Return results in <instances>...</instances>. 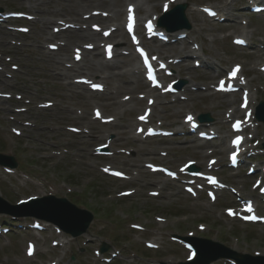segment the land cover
<instances>
[{
	"label": "rangeland",
	"instance_id": "rangeland-1",
	"mask_svg": "<svg viewBox=\"0 0 264 264\" xmlns=\"http://www.w3.org/2000/svg\"><path fill=\"white\" fill-rule=\"evenodd\" d=\"M64 1L0 0L1 13L13 12L23 16L21 20H30L18 24L3 22L0 26V46L6 49L4 55L0 51V154L13 157L18 164L11 174L0 169V197L9 205H15L18 200L37 197L65 199L78 209L91 213L93 221L86 234L72 239L39 219L15 221L9 216L1 215L0 227L9 228V233L0 236V264H184L190 251L176 240L177 237L206 239L238 254L264 257V226L251 225L242 220L245 204L240 210L228 209L231 201L236 203L241 197L252 200L258 196L264 197V192L260 191L264 189V180L257 191H252L255 177L246 176L247 167L243 171L228 170V154L220 148L217 140L209 141V147L198 150L192 148L194 136L181 131L183 119L185 122L191 116L208 114L212 119L210 134L225 139L227 146L232 122L239 120L247 126L245 132L238 134L244 141L243 148L262 152L264 125L256 123L252 115L242 117L243 112L236 113L235 110L241 108L249 113L251 108L254 109L259 102L264 101V50H259L262 57L255 60L251 55H244L249 52L235 48L234 43L239 37H249L251 44L262 48L264 14L255 16L246 10L240 11L245 0H178L176 3L174 0H123L116 9L95 6L96 14L104 9L114 12L119 10L121 17L118 23L125 25L123 12L126 5L142 21L149 14L161 15L160 6L163 8L168 4L172 9L179 3L190 4L186 16L191 28L184 31L190 42L184 41L185 46L183 42L160 45L162 56L166 55L167 59L174 60L170 63V69L174 71L171 79L186 82L177 97L179 100L171 96L156 98L154 93L155 99L140 101L139 98L144 97L140 89L133 95L124 93L131 99L121 104L122 98L113 102L104 97L106 93L100 96L90 93L87 86L74 84L90 79L89 71L84 67L86 61L93 59L110 65L103 59L102 48L96 54V50L91 47L90 54L82 62L75 64V68L82 67L83 70L75 72L67 68L72 65L74 46L69 47L67 53L62 52V47L58 51L50 50L55 44L65 42L63 36L68 31L61 32L58 38L46 42L54 31L62 30L66 24L76 26V32H87L86 22H76L71 17L56 18L55 20L61 19L67 23L52 24L45 28L48 35H44V39L39 35L44 31L43 23L50 19L46 11L63 5ZM118 1L120 0H115ZM155 5L159 7L152 11ZM201 5L224 8L223 12L232 15L235 22H238L236 26L243 30L233 33L227 28L231 22L218 24L206 19L197 8ZM81 16L84 20L85 15L80 14V18ZM240 21L246 22L247 26L241 25ZM107 26L110 27L106 31H100V28L106 26L101 22L97 23V32L99 31L98 35L105 45L116 41L122 43L121 47L111 46L116 55L110 63L117 64L120 68L100 72L102 75L90 82H99L98 78L109 75L120 76V79L114 78L115 84L127 82L129 77H135L130 66L138 67V57L135 58L132 54L120 55L130 53L131 47L125 43L128 39H124L122 31L121 35L113 38L116 34L111 32L115 27L111 24ZM137 29L143 33V28L139 26ZM29 30L31 38L24 39L26 36L23 34ZM96 44L98 45L97 42ZM148 46L153 50L158 45ZM196 46L199 47L198 55L203 53L204 59L221 67L223 74H219V78L223 75L221 78L225 80V71L241 70V79L248 85L251 93V104L243 95L239 101V94H231L225 99L231 101L235 97L236 105L225 106L221 99L223 97L215 94L213 89L214 86L218 89L222 86V79L214 76L217 74H212L210 81L205 82L200 72L204 70L195 71L191 59L178 62V59ZM259 47L257 48L261 49ZM137 48L144 49L141 46ZM24 49L26 52L22 53ZM56 58L63 62L52 69L50 65ZM186 70L192 71L190 76L183 75ZM207 86H211L213 90ZM186 87L195 88L196 91L191 88L185 90ZM142 114L154 117V122L150 125L143 124L147 130L156 129L168 135L158 140L141 138L135 128L139 125ZM93 115L110 118L113 122L104 125L101 121H94L96 118ZM159 126L162 128L158 129ZM71 129L90 134L82 144L85 152L72 148V137L76 135L70 132ZM148 132L144 131L143 134L147 135ZM83 136L86 137L84 134L78 137ZM197 144L201 145L203 142L198 141ZM212 147L213 150L224 152L206 157ZM98 149H106L108 154H96ZM140 150L144 152L141 153ZM110 154L112 157H109ZM263 162L264 155L259 163L260 169H264ZM189 163L198 168L197 175H203L205 180H198L187 174L185 168ZM212 163L217 164L207 170L205 164ZM103 168L111 169L115 178L104 174ZM161 169L169 172L174 180L165 177L163 173L137 175L141 171L151 170L160 173L157 171ZM225 170L228 174L223 173ZM207 177H217L221 186L226 188L214 200H210L208 191L205 194L191 191L194 185L201 187L200 183H208ZM181 180L194 185L184 186ZM131 181L136 183V187L131 185ZM155 183H166L167 186H176L178 189L160 191L170 196L162 203V196L156 199L147 194L148 187L156 192ZM182 186L188 187L186 191L191 193L187 194ZM132 192L134 193L131 194ZM128 193L130 194L125 197ZM233 213L237 218L232 219ZM29 225L31 229L28 228ZM35 225L36 228L43 226L45 229L38 231ZM104 244L107 251L100 254V247ZM33 247L37 250L35 255L28 256V250ZM212 264L229 263L219 260Z\"/></svg>",
	"mask_w": 264,
	"mask_h": 264
},
{
	"label": "bare ground",
	"instance_id": "bare-ground-1",
	"mask_svg": "<svg viewBox=\"0 0 264 264\" xmlns=\"http://www.w3.org/2000/svg\"><path fill=\"white\" fill-rule=\"evenodd\" d=\"M255 1H257V3H258L259 0H255ZM121 2H123V0H120L118 2H115V0H65L63 5H58L55 9H53V10L51 9V11H46L48 13L50 19H48L47 21H45L43 23L44 25H43L42 30H44V31H42L43 32L42 34L40 32L39 35L42 36V38L44 39V35H48L46 33L45 28H47L48 26H50L52 24L55 25L57 22H63V20H61L62 18H66V17L70 18L71 17V19L73 21H82V16L80 18V14L81 15H90L91 20L99 21L103 25H106V26L108 24L114 25L115 23L120 21L121 14H120L119 10L117 12H114L113 10H111V11H108V10H110L111 7H113L114 9L119 8ZM260 2H264V0H260ZM95 6H97V7L101 6V7L108 9V10L104 9V11L101 12L100 14L104 15V14L109 13L110 15L108 14L107 18H105V19L98 18V14H95V12H94V11H97ZM158 7L159 6H156V5L153 6L152 11H155L156 8H158ZM167 9H168V7L166 8V10ZM106 11H108V12H106ZM227 17L230 18V16H227ZM56 18H61V19L55 20ZM220 28L222 29L223 27H220ZM227 28H228V30L233 31L234 33L238 32V31H242V28L236 27L233 24H230L229 26H227ZM88 32L89 31H87V32H76V31H69L68 30V33L65 36H63V38H65V42L63 43V45L58 44L57 47L60 45V47L64 48L62 50V52L67 53V50H70V49H68L69 47L72 48L73 46H75V48L79 49L78 54L80 55V58H82L81 59V62H82L85 59V57L87 56V54H90V52H91V51L89 52V49H87L88 45H93V47L96 48L95 49L96 54H98L97 49H99L100 46L95 45L94 43L95 42H100V43L102 42L101 41L102 39L99 38L98 34L88 33ZM115 34L116 35L113 38L121 35V29L117 28ZM30 35H31V32H28L27 34H25L26 37H24V39H27V38L30 39L31 38ZM53 35H55V36H53ZM40 36H38V37L40 38ZM59 36H60V32H58L56 34H52L49 36L50 39H46L47 40L46 42H48V41L51 42V41L55 40L56 38H58ZM180 40H185V39H180ZM81 41H86V42L82 43ZM175 43L179 44V43H182V41H176ZM182 44H184V43H182ZM250 46L252 48L255 45L251 44ZM170 49H172V48H170ZM58 50L59 49H57V51ZM0 51L2 52L1 54H3V55L6 53V49L3 48V46H0ZM25 52H26L25 49L22 50V53H25ZM244 55L249 57V55H251V54L245 53ZM251 56L255 60L260 59L262 57V55H260V53H252ZM187 57H189V56H186V58ZM62 62H63L62 59L56 58V59L52 60V65H50V67L52 66V69H54L55 65H60V64H62ZM109 64L110 65H106L103 62L101 64V63L95 62L92 59L91 61H86L84 63V67L87 71H89L90 80H92L95 77H97L98 75H102V74H100V72L104 73V72H109L112 69H119L120 68L117 64H111V63H109ZM205 68H207L206 70H208L209 72H212L211 70H213L212 67L209 66L208 64H206ZM81 70H83L82 67L70 68V71H75V72L81 71ZM47 72L49 73L50 71L48 70ZM191 72H192L191 70H186V73H184L183 75L184 76H190ZM209 72L205 71V73H203L201 75L203 77V79H202L203 81H205V82L210 81L211 77L209 75L211 73H209ZM217 74H220V73H217ZM0 77H1V75H0ZM54 77L57 78L56 75H54ZM114 78L120 79V76L114 77V75H109L106 77L103 76V77L98 78L100 83L103 85V92L99 93L100 96L103 95L104 93H106V96H104V97L110 98L111 101L114 102V100H117L119 98L124 97L123 93H126L127 95H131V94L136 93V89L138 88L137 85H138V82L140 81L139 77H135L134 80H130L129 82H125V83L122 81V82H120V84H115ZM148 93L152 94V92H148ZM222 97L223 98H221V99L223 100L222 102H224L225 106L234 107L236 105V98L235 97L231 101L228 99H225L226 95L222 96ZM5 110H6V108L4 109V111ZM235 112L240 113V110L236 109ZM153 118H154L153 116L152 117L146 116L144 119L148 120L149 122L150 121L152 122V120H154ZM224 127H225V125H224ZM141 128H143V127H141ZM92 133L96 134V131H93ZM72 134L76 135V137H72V140H73L72 148H77L79 152H85L84 148L82 147V144L84 143L85 139H87L88 135H90V134L86 131H78V132H75ZM81 134L86 135V137L83 136L82 138H79L78 136H80ZM156 138L157 137H155V139ZM156 140H158V139H156ZM218 141H219V146L221 147L222 150H224L223 147L225 146V140L222 138H219ZM193 145L194 146H192V148H195L198 150L209 147L207 143H203L201 145L197 144L196 140L193 142ZM139 152L143 153L144 151L140 150ZM217 152H218L217 154L223 153V151H217ZM215 153H216V151H215ZM204 158H206V157H204ZM201 165H202V163H201ZM102 170L105 171L104 168ZM107 172L112 174L109 170H107ZM128 172H129V170H128ZM147 173H148V171H141L137 175L139 176V175H143V174H147ZM131 185L136 187L135 186L136 183H133V181H131ZM154 185H155V188L157 189L156 192H154L153 190H150V188L148 187L147 188V191H148L147 194L149 195V197L156 198V199H158L162 196V199L160 201L162 203L164 201H167L170 196H167L164 193H160V191H165L168 188L170 191H174V189H178L176 186L169 187L166 185V183H164V184L155 183ZM228 206L235 208V207H239L240 204L231 201L228 204Z\"/></svg>",
	"mask_w": 264,
	"mask_h": 264
},
{
	"label": "water",
	"instance_id": "water-1",
	"mask_svg": "<svg viewBox=\"0 0 264 264\" xmlns=\"http://www.w3.org/2000/svg\"><path fill=\"white\" fill-rule=\"evenodd\" d=\"M201 119L204 121H209L208 117L201 118ZM6 160L7 159L0 157V164L6 165ZM10 165H13V163L11 162ZM47 200L53 201V200H49V199H44L40 202H46ZM61 204L63 205L64 203L61 202ZM64 218H66V220H68V221L74 220L75 224H76V230H79V232H83L86 229V227L88 226L89 222L91 221L90 216L85 215V214H80L78 212L72 213L71 208H68L67 206L64 207V210L61 208L57 210L56 219L55 218H52V219L47 218V219L52 221L53 223L59 225L62 229L66 230V231H70V230L73 231V229H71L70 227L68 228V226L66 225L68 222L66 220H64ZM200 244H202V245H200ZM203 246H210L213 248H219L210 242L196 241V245L194 244V247L197 249V252L199 255H200V252H201V249ZM229 256L231 258L235 259L238 264H264L263 261L258 260V259H250L248 257H241V256H237L235 254H231Z\"/></svg>",
	"mask_w": 264,
	"mask_h": 264
},
{
	"label": "snow or ice",
	"instance_id": "snow-or-ice-1",
	"mask_svg": "<svg viewBox=\"0 0 264 264\" xmlns=\"http://www.w3.org/2000/svg\"><path fill=\"white\" fill-rule=\"evenodd\" d=\"M79 58V57H78ZM233 75H235V73H233ZM94 87H99L98 85H94ZM233 159H235V157H233ZM105 171H107V169H105ZM118 174V173H117Z\"/></svg>",
	"mask_w": 264,
	"mask_h": 264
}]
</instances>
